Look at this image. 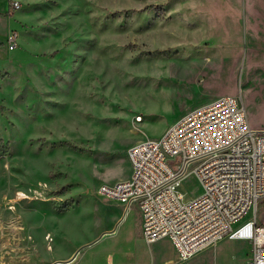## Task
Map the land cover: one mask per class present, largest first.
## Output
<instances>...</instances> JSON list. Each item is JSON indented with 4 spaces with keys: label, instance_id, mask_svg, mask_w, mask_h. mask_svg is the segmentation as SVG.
I'll return each mask as SVG.
<instances>
[{
    "label": "rangeland",
    "instance_id": "374dc122",
    "mask_svg": "<svg viewBox=\"0 0 264 264\" xmlns=\"http://www.w3.org/2000/svg\"><path fill=\"white\" fill-rule=\"evenodd\" d=\"M12 1L0 0V264H178L169 238L145 241L137 202L99 188L130 177L131 145L220 95L264 129V0ZM177 191L187 203L202 187L190 175ZM251 253L227 237L192 261Z\"/></svg>",
    "mask_w": 264,
    "mask_h": 264
},
{
    "label": "built area",
    "instance_id": "2783aa9c",
    "mask_svg": "<svg viewBox=\"0 0 264 264\" xmlns=\"http://www.w3.org/2000/svg\"><path fill=\"white\" fill-rule=\"evenodd\" d=\"M19 9L21 2L12 1ZM8 49L18 45L11 31ZM129 178L104 183L99 192L126 204L137 202L148 244L169 238L178 264L224 238L249 242L246 264H264V129L253 128L240 97L220 95L188 111L161 138L145 137L128 149ZM194 175L202 192L182 202L178 186Z\"/></svg>",
    "mask_w": 264,
    "mask_h": 264
},
{
    "label": "bare ground",
    "instance_id": "6f19581e",
    "mask_svg": "<svg viewBox=\"0 0 264 264\" xmlns=\"http://www.w3.org/2000/svg\"><path fill=\"white\" fill-rule=\"evenodd\" d=\"M250 89H251V88H250ZM257 93H258V92H257ZM252 100H253V99H252ZM251 104H252V103H251ZM251 104H249V105H251ZM252 108H253V106H252ZM117 164H118V163H117ZM115 165H116V164H115ZM113 167H114V166H113ZM109 169H110V168H109ZM20 194H22L24 197H26L24 193L21 192Z\"/></svg>",
    "mask_w": 264,
    "mask_h": 264
},
{
    "label": "water",
    "instance_id": "95a60500",
    "mask_svg": "<svg viewBox=\"0 0 264 264\" xmlns=\"http://www.w3.org/2000/svg\"><path fill=\"white\" fill-rule=\"evenodd\" d=\"M75 256H73L68 262L72 261L74 259Z\"/></svg>",
    "mask_w": 264,
    "mask_h": 264
},
{
    "label": "crops",
    "instance_id": "0c3cea01",
    "mask_svg": "<svg viewBox=\"0 0 264 264\" xmlns=\"http://www.w3.org/2000/svg\"><path fill=\"white\" fill-rule=\"evenodd\" d=\"M122 179H125V178H122ZM119 180H121V179H119ZM117 181V180H116ZM58 262H55V264H57Z\"/></svg>",
    "mask_w": 264,
    "mask_h": 264
}]
</instances>
